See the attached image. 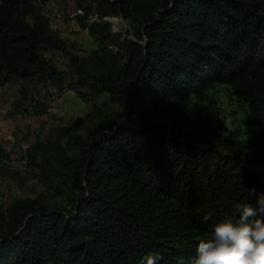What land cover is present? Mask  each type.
<instances>
[{
  "label": "trees",
  "instance_id": "16d2710c",
  "mask_svg": "<svg viewBox=\"0 0 264 264\" xmlns=\"http://www.w3.org/2000/svg\"><path fill=\"white\" fill-rule=\"evenodd\" d=\"M39 1L0 0L4 82L42 71L43 49L64 48ZM92 1L134 23L122 77L98 79L122 114L100 120L64 163L80 182L70 211L19 203L0 214V264H194L224 213L236 219L235 204L264 194V0ZM218 84L248 105L244 141L151 121L161 100Z\"/></svg>",
  "mask_w": 264,
  "mask_h": 264
},
{
  "label": "rangeland",
  "instance_id": "374dc122",
  "mask_svg": "<svg viewBox=\"0 0 264 264\" xmlns=\"http://www.w3.org/2000/svg\"><path fill=\"white\" fill-rule=\"evenodd\" d=\"M63 49H43L45 68L29 77L0 80V214L15 204L37 210L72 209L80 182L65 162L80 158V138L122 108L99 78L120 79L127 67L134 23L99 12L92 0H40ZM30 21L31 19L28 18ZM248 105L229 84L202 98L159 102L152 122L163 131L220 130L245 140ZM224 217H231L229 212Z\"/></svg>",
  "mask_w": 264,
  "mask_h": 264
},
{
  "label": "clouds",
  "instance_id": "9594fccd",
  "mask_svg": "<svg viewBox=\"0 0 264 264\" xmlns=\"http://www.w3.org/2000/svg\"><path fill=\"white\" fill-rule=\"evenodd\" d=\"M257 205L235 204L237 218L214 225L212 236L198 243L194 264H264V194ZM159 259L156 255L146 257L147 264Z\"/></svg>",
  "mask_w": 264,
  "mask_h": 264
}]
</instances>
